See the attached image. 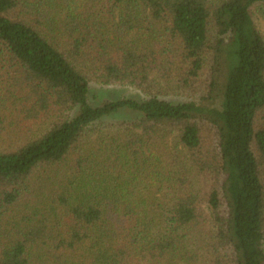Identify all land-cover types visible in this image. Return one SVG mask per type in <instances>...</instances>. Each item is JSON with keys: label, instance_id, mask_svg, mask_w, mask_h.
Returning <instances> with one entry per match:
<instances>
[{"label": "trees", "instance_id": "16d2710c", "mask_svg": "<svg viewBox=\"0 0 264 264\" xmlns=\"http://www.w3.org/2000/svg\"><path fill=\"white\" fill-rule=\"evenodd\" d=\"M257 10L0 0V264H264Z\"/></svg>", "mask_w": 264, "mask_h": 264}, {"label": "rangeland", "instance_id": "374dc122", "mask_svg": "<svg viewBox=\"0 0 264 264\" xmlns=\"http://www.w3.org/2000/svg\"><path fill=\"white\" fill-rule=\"evenodd\" d=\"M253 19H254V22L257 28L260 30V32L264 36V13H262L260 10L255 11ZM96 88L103 89L106 91L108 89L115 91L114 93H111L110 95L108 94V92L96 93L99 95L97 98L100 100L105 99V96H108V95L109 97H112V96H119L121 94L130 95L135 92L134 90H131L130 88L119 87V86H97Z\"/></svg>", "mask_w": 264, "mask_h": 264}]
</instances>
